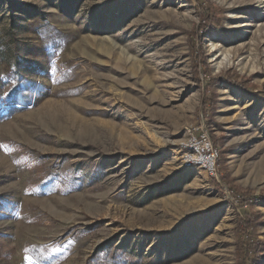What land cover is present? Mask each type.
<instances>
[{
  "label": "rangeland",
  "instance_id": "obj_1",
  "mask_svg": "<svg viewBox=\"0 0 264 264\" xmlns=\"http://www.w3.org/2000/svg\"><path fill=\"white\" fill-rule=\"evenodd\" d=\"M207 5L211 77L251 83H220L208 117L189 50ZM16 62L34 93L9 113ZM200 121L215 177L180 150ZM221 173L264 193V0H0V264H236L245 209Z\"/></svg>",
  "mask_w": 264,
  "mask_h": 264
},
{
  "label": "trees",
  "instance_id": "obj_2",
  "mask_svg": "<svg viewBox=\"0 0 264 264\" xmlns=\"http://www.w3.org/2000/svg\"><path fill=\"white\" fill-rule=\"evenodd\" d=\"M202 9L203 10L201 12L199 11L200 24L198 27H195L190 34L189 50L193 69L197 70L198 67L201 68L203 73L210 78V84L207 86L208 94L205 96L202 103V113L208 117L214 112L216 102L214 89L220 83L226 82L241 90L250 89L249 86L251 83H249V81H245L244 79H240L238 74L232 72H226L222 75L211 77L209 68L205 63V57L203 56V52L199 51L200 45L199 43L197 44V42L203 35L210 31V27L212 28L219 22L218 19H216V10L213 7L207 5ZM14 68V74L12 77L15 82V86L9 91V97L7 99V107L10 108L9 113L22 110L30 105L32 102V95L34 93L33 89H31L32 87H28L26 83H23L24 78L23 75L20 74V71L25 69L24 66H22L21 63L18 64V62H16ZM220 158H222L221 155H219V160ZM221 178L223 182H225L228 190L233 194L235 202L239 204V207L245 209L243 215L239 216V220L235 227L236 235L238 237L236 244V264H257V260L259 259L263 248V243L257 239L256 228L259 224V216L253 211V206L257 203L264 204V193L260 194L259 197L256 198L253 191L241 190L232 185L228 181L226 174L224 175L221 173ZM247 234L248 241L245 242L243 238ZM27 255L33 264H55L56 262L55 256L44 257L37 249L29 251Z\"/></svg>",
  "mask_w": 264,
  "mask_h": 264
},
{
  "label": "built area",
  "instance_id": "obj_3",
  "mask_svg": "<svg viewBox=\"0 0 264 264\" xmlns=\"http://www.w3.org/2000/svg\"><path fill=\"white\" fill-rule=\"evenodd\" d=\"M187 137L180 150L183 151V160L187 166H197L208 176L217 174L219 150L210 139V135L203 121L190 126Z\"/></svg>",
  "mask_w": 264,
  "mask_h": 264
}]
</instances>
